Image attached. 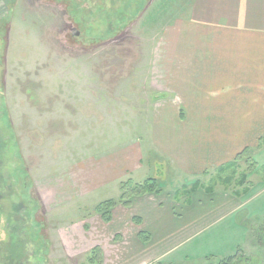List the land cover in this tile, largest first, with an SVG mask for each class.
<instances>
[{"label":"rangeland","instance_id":"rangeland-1","mask_svg":"<svg viewBox=\"0 0 264 264\" xmlns=\"http://www.w3.org/2000/svg\"><path fill=\"white\" fill-rule=\"evenodd\" d=\"M9 1L0 0V20L10 19L0 74V174L7 180L2 187L5 195L0 196V243H9L11 217L18 218L23 228L34 229L29 234L18 231L28 238V264H89L94 247L117 245L114 227L102 223L96 212L98 204L109 199L107 193L91 199L88 207L79 201L68 210L47 212L40 205L35 180L50 171L72 172L81 162L80 144L87 141L102 136L107 147L149 134L148 125L154 122L149 110L152 97L160 93L150 83L149 64L164 41V31L175 17L187 14L189 1L152 0L148 5L150 0H130L131 23L121 32L117 21L100 31L87 24L93 14L102 16V9L119 8L123 0H16L11 11ZM111 13L123 16L121 10ZM149 170V176L160 180L167 175L159 160ZM246 170L248 179L240 188ZM196 180L230 192L249 185L244 230H221L219 236L225 246L239 240L241 250L210 253L215 244L207 228L192 237L187 249L193 255H208L160 262L264 264V214L258 215L264 213V141L251 148L234 170L204 175L173 172L161 184L173 194L179 191L177 200H184L183 186ZM11 186L13 193L8 194ZM91 216L93 223H88ZM230 254L235 255L232 260Z\"/></svg>","mask_w":264,"mask_h":264},{"label":"crops","instance_id":"crops-1","mask_svg":"<svg viewBox=\"0 0 264 264\" xmlns=\"http://www.w3.org/2000/svg\"><path fill=\"white\" fill-rule=\"evenodd\" d=\"M188 1L187 14L175 17L164 31V41L149 64L150 83L160 91L152 97L149 134L107 147L102 136L80 144L81 162L72 172L50 171L39 178L41 184L35 180L47 212L68 210L79 201L88 207L91 199L105 193L117 199L123 181L152 177L149 168L157 160L166 168L164 181L173 172L204 175L264 141V0ZM250 191L209 193L201 187L177 200L179 191L165 189L163 194L136 197L131 206L121 204L113 209L110 222L100 215L102 223L114 227L117 243L104 247L103 264H152L208 255L187 249L192 237L207 228L215 244L210 253L238 249L242 243L225 246L220 231L244 230Z\"/></svg>","mask_w":264,"mask_h":264},{"label":"trees","instance_id":"trees-1","mask_svg":"<svg viewBox=\"0 0 264 264\" xmlns=\"http://www.w3.org/2000/svg\"><path fill=\"white\" fill-rule=\"evenodd\" d=\"M16 0H10L8 3V9L9 11L12 10V8L14 7L13 5L15 4ZM138 1V0H136ZM150 0V3L151 4ZM130 0H123V4L119 7V8H114L112 11L116 10L122 11V15L120 16H115L113 15L111 12L112 11H108L105 9H102L103 11V15L101 16L98 12H96L95 14H93L91 21L87 24L88 26H91L92 28L95 29V31H100V29H106V27L108 25H111L113 23V21H117L120 26L119 31H123L126 27H128L130 25V21L129 16L131 15V11H132V7L130 6ZM147 8V7H146ZM146 10V9H145ZM144 10V11H145ZM4 20H0V55L2 57V59L0 58V74H2L3 69L5 68V56H6V42H7V38H8V33H9V23H10V19L6 21V17L3 18ZM102 31V30H101ZM1 86H0V94H1ZM1 98V96H0ZM251 148L247 147L245 148L243 151H241L237 157L235 158L234 161L226 164L224 167H221L219 169H216V171L218 173H225L227 171H230L231 169L234 170L237 168L238 165V161L240 159H242L243 157L246 158V156H248V154H250ZM251 156V155H250ZM6 163V162H5ZM3 165V164H2ZM241 179H240V188H242L241 185H243V183L248 179V171L246 170V172H244V174H241ZM225 181L227 183H231L232 179L231 177H226ZM5 182H7V180L5 179V181H3V178L0 174V196H3V194L5 195V192L3 191L4 188L3 185H5ZM28 183V181H27ZM203 182L201 180H196L191 187H189L188 185H184L183 186V190L184 192H182V194H191L193 191H196L199 188H204L207 191H214V189H212L211 187H204L203 186ZM121 190H122V194L119 198H112V199H108L105 201H102L100 204H98V206L96 207V212H98V214H100L103 218V220L105 222H110L112 220V211L113 209H115L117 206L119 205H124V206H131L132 201L134 198L136 197H140L146 194H163L165 192L164 187L161 184V181L158 177H149L144 181L141 182H137L134 181L133 179H128L126 181H123L121 184ZM250 190L249 185L244 186L243 189L241 191H245L246 193H248V191ZM12 186L10 187V193L12 192ZM237 191H240L239 189H237ZM15 192V191H14ZM181 194V193H180ZM6 196H10L7 195ZM39 199V198H38ZM40 202V199H39ZM0 205L1 204V200H0ZM41 205V203H40ZM42 207V205H41ZM14 213V212H13ZM12 218V223L13 225V233L10 232V240L9 243H0V264H28L29 263V254L27 253V249H26V244H27V237H22L19 232H26V234H29V231L34 230L33 226H25V228H23L21 221L18 220V218ZM14 222V223H13ZM21 229H23L21 231ZM32 232V231H31ZM144 240H148L149 239V235L142 232L140 233ZM37 244L39 245V242H37ZM240 249V248H239ZM241 250V249H240ZM228 256V260H232V256L234 257L235 255L230 254L227 255ZM89 264H103L104 263V253L102 250V247H100L99 245L94 247L93 250L91 251V253L89 254ZM227 258V257H226ZM155 264H163L162 262L158 261Z\"/></svg>","mask_w":264,"mask_h":264}]
</instances>
